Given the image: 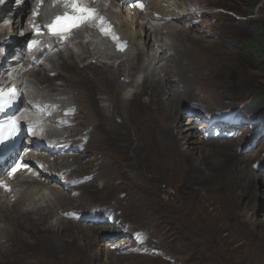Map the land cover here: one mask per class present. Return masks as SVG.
<instances>
[{"label": "rangeland", "instance_id": "obj_1", "mask_svg": "<svg viewBox=\"0 0 264 264\" xmlns=\"http://www.w3.org/2000/svg\"><path fill=\"white\" fill-rule=\"evenodd\" d=\"M203 3L206 14L201 17L202 22L195 24L196 27L193 30H190L187 25L184 28V30L191 31V35L196 39V41L192 40L194 44L185 43L187 40L183 39L182 35L179 38L181 39V44H179L181 48L191 50L190 54L186 55L180 50L177 55L174 51L171 52L175 55V60L180 61L179 66L182 67L181 72L177 71L178 66L176 62H173L172 70L168 71L171 73L169 78L173 84L171 89L179 93L177 94L178 98L172 102V108L177 105V108L175 107L176 115L173 116L170 112L173 117L169 119L168 114L159 110L160 106L156 104V112L160 115V120L164 119L166 123H171L176 131L178 130L176 126L181 121L179 115L182 114L183 124L192 125L197 137L202 141V143L196 141L195 144H185L188 140H184L185 145L182 146L181 158L174 160L172 164L164 160L169 154L161 149L164 153L161 155L162 158L157 160L158 164H153L155 167L146 160L137 157L136 146L139 137L137 131L143 126L139 129L133 127L143 125V122L136 121L134 110L148 98L149 95L146 91L140 87H134V90L137 89L138 99L131 106L135 109L130 108L129 105L126 107L122 102L117 105L115 113L111 114L105 111L110 102L113 106L116 105L120 97H123V93L131 88L132 83L128 84V81L134 80L137 83L145 77L150 83L154 79L151 77H154L152 74H154L155 63L151 65L152 62H150L153 58L147 63L150 64V67L146 64L141 69L142 71L136 70L135 77L133 75L131 79L119 75L115 79L105 80L104 83L100 79L99 72L97 74L82 71L81 63H78L76 67V64L69 63L67 58V60H57L61 66L68 63L69 65L66 69L61 68L60 72H54L57 73L56 76H50V72L41 69L40 77L38 76L41 81L38 80L39 78L35 80L33 77H30V81L34 93H38L42 98L55 94L53 97H63L62 101L65 105L76 106L79 110L76 118L77 131L91 133L92 137L88 138L90 141L88 148L78 157L81 159L80 163L88 164L85 168L80 164H74L69 171L77 172V175H74L76 177L92 174L96 178L98 176L97 162L89 164V159L93 154H98L102 163L106 159L103 164H107L106 170L99 179L103 180L102 184H107V186L111 181L110 187L116 188L109 189L106 186L101 188V192H95L94 196L90 192V186L79 189V191L81 190L80 195L75 197L77 202L66 203L64 208L61 207V211L75 209L77 212L85 213L106 206L113 209L117 218L123 219V223L130 226V233L141 230L151 236L152 248L160 252L143 255L142 258L153 263L236 264L235 259L224 260L222 254H225L226 246L221 245L218 241L224 240L227 234H232L233 239L237 237L240 239L239 244H246V247L237 250L236 254L242 258L249 256L247 254L248 245L253 244L255 248L253 264H258V262L262 264L264 239L259 238V235L264 234V229L259 225L264 222V166L259 168L261 165L259 159L264 157V126L256 135L258 123L255 126V123L246 122L242 129L237 128L239 134L235 140H205L204 138L210 132L200 133L201 129L198 126L200 123L196 125L189 123L186 111L192 108L193 110L187 113L194 112L199 116L231 114L253 118L255 122H264V105H259L256 101L260 95H264V66L256 64L242 44V37L252 36L256 25L262 27L264 33V0H193L191 6L199 4L201 6ZM228 8L246 14H235L229 12ZM188 9L191 7L189 6ZM222 10L228 12L223 13ZM190 22L187 23L192 25L193 21ZM241 22L247 23L248 26H242ZM17 34L19 33L17 32ZM158 48L156 44L154 51ZM175 51H177L176 48ZM160 53L157 55L161 56L164 61L159 64L155 73L159 78L167 79L168 77L165 76L167 69L163 71L161 66L170 57V53L167 54L168 56ZM152 55L155 56V52ZM187 57L189 60H186ZM145 60L148 58L144 57ZM58 73L60 74L58 75ZM191 75H196L197 78H192ZM44 76L47 79L43 81ZM83 80L86 81V84ZM186 80H188V84L185 83ZM64 81L69 82V86ZM179 81L181 83H178ZM145 88L148 89L149 85L146 84ZM41 92L42 95L39 94ZM142 105L144 104L142 103ZM203 123L206 121L201 120L202 128H206L207 125ZM254 137L256 143L253 144ZM228 145L230 150L224 155L219 154L217 148L215 149V147ZM147 152V158L154 154L152 145ZM73 162L74 158H71L69 161L61 160L59 163H63L68 169L69 164H73ZM117 162L123 165V168L116 164V174H118L114 177L109 166L115 165ZM255 163H259L257 169ZM111 175L114 177L112 180L110 179ZM96 185L99 186V184ZM92 187L96 188L94 185ZM139 194L147 200L142 201ZM130 195H133L136 200L131 201ZM6 216L4 215V217ZM238 218L245 222L241 223ZM20 220L21 218H18L19 223L17 220L15 221L17 223H14L13 229L15 228L25 236L24 242L21 247L18 246L16 232L8 233L5 239L6 248L3 251L9 255L4 253L0 255V264H11L15 259L14 264L28 263L32 258L38 259L42 256L47 257L49 264H54V256H58L55 251L44 247V241H39L26 228L28 225L33 226L32 219L24 217L22 221ZM53 222L56 224L55 220ZM236 222L241 223L239 228L234 227ZM255 223L259 227H255ZM18 224H23L22 226L28 232L20 230L17 227ZM76 225L78 226L60 229L58 237L62 239L61 242L65 241L64 246L68 245L67 248H73L74 237L82 239L83 236L90 234L93 247L89 241L76 242L81 249L86 248L95 253L93 259H87L88 264L142 263L138 262L140 258L137 257L138 255H134L135 253L121 256L114 252L115 256L109 250L108 244L102 240L105 237L102 235L107 232L106 227H91L85 222L76 223ZM210 230L219 231V238L212 236L209 233ZM255 235L258 238L254 239ZM130 240L127 238L125 242ZM194 241L200 244L202 249L209 253L208 255L212 256L211 261L206 258L203 259L204 261L200 260L202 251L194 244ZM120 244L122 243L116 245ZM246 263L245 259L240 264Z\"/></svg>", "mask_w": 264, "mask_h": 264}, {"label": "bare ground", "instance_id": "obj_2", "mask_svg": "<svg viewBox=\"0 0 264 264\" xmlns=\"http://www.w3.org/2000/svg\"><path fill=\"white\" fill-rule=\"evenodd\" d=\"M123 1H127V0H121L119 4H115L116 8H119L118 10H113V9L108 10V11H105V14L108 17H110L114 23L117 24V27H118L119 31L121 32L123 38L127 41L126 51H124V50L115 51L114 49L109 47V45L107 44L106 41H98L95 38H91L90 35L87 37H83L82 35H79L76 39L73 40L70 48L66 49L63 53H61L60 55H57L56 57L47 58L46 62L44 63V65L46 64V67H44L42 70H45L46 72H50V73L60 72V69L61 68L66 69L68 67L69 63L76 64V67L78 66L77 65L78 63H81L82 64V67H81L82 71H89L91 73H97V74L99 72V76H101L100 79L102 81H104V83H105V80L115 79L119 75H123V77L126 79H131V77L135 74L136 70L138 72H140V70L142 68H144L147 63H149L150 59L153 58L152 61H150V62H152L151 65H154V63H155V65H154L155 69H153L154 74H152L154 77H151L154 79H152V81L150 83H149V81L146 80L145 77L143 79H140L137 83L134 82V80H132L130 82L128 81L127 82L128 84L132 83L131 88L129 90H127L125 93H123V97L122 98L120 97V100L116 102V105L113 106V104L109 101L110 104L107 106V108H105V111L112 114V113H115V110L117 109V105H119L120 103L124 102L126 107H128V105L130 107L133 102H136L138 98L136 96V90L137 89L134 90L135 86H137L138 88L140 87L141 89L146 91L149 96H148V98H146L142 102L144 105H142V103H141L140 107L139 108L137 107L136 109H135V107L134 108L132 106L130 107L132 109H135L134 113H135L136 121L143 122V125H140V126L135 125L133 127L134 129H139V127L143 126L142 129H140L138 131L135 130L139 133L138 143L136 146L137 157L146 160L153 167H155L153 164L155 163L157 165L158 164L157 160H160L162 158L161 155L164 152H166L167 154H169V156L167 155V157L164 160H166L168 163L172 164L174 162V160L181 158V154L183 151V149H182L183 145L195 144L196 141L202 143V141L197 137L196 133L194 132V127L192 125L188 126L187 124H183V119H182L183 115L182 114L179 115V119H181V121L178 123L179 125L176 126V128H178V130H176V131H175V127H173L171 123H166L164 121V119L160 120L159 119L160 115L156 112V109H157L156 104H158L160 106V109L158 108L159 110H161L162 112H166L168 114L169 119H171V117L176 115L175 107L177 108V105H175V107L172 108V102L178 98L177 94H179V93H176L175 91H173V89H171V87H173V84L169 78V75L171 73H168V71H170V69L172 70V64H173V62H176L177 66H178L177 71L181 72L182 67L179 66L180 61L175 60V55L178 54L179 50L181 51V53H185L186 55H189L191 50H189V49L185 50V49L181 48V45H179V44H181V42H180L181 39H179V38L182 35V36H184L183 39L187 40V42H185V43H187L188 45L194 44L193 41H196V39L194 38L193 35H191L190 30H193L196 27V25L195 24L192 25L190 27V30H184V28L186 27L188 21L190 22V21H193L194 19H197L198 18L197 16L200 14H202V15L206 14V11L204 10V6H203L205 4L203 3V4H201V6L199 4V5H197V6L195 5L193 7V6H191V1H193V0H145V9L142 11H138V10L132 9L130 7L132 2L128 1L124 4H122ZM27 6L25 8H23L22 10H20L21 11L20 13H26ZM189 6L191 7V9H188ZM34 7H36V6H34ZM7 9L8 8L4 9L5 13L9 12V10H7ZM55 10H56V8H55V4H54L53 0H46V5L44 4V6L40 9V11L42 13H45V15H47L49 12L55 11ZM4 11L0 10V18L3 16ZM30 12H29V14H30ZM192 14L196 15V17H192ZM181 15H183V17H181ZM5 17H7V15ZM159 17H166V18L170 19L171 22L167 25L157 27L153 31L150 30L147 27L148 26V20H159L158 19ZM190 17H192L191 20H190ZM202 20L200 21V23L202 22ZM190 23H192V22H190ZM1 31H2V33L0 34V48H1L0 53H4L3 49L5 47H7L8 49H10V51L13 52L12 47L14 45H19L21 42V40H19V41H18V39L16 40L15 37L13 36V34L16 35V37H18V38L21 35H19L17 33L15 34L16 28L14 26H12L11 28L8 27V28L1 30ZM187 35H188V37H187ZM185 37H187V38H185ZM1 39H3V40H1ZM156 44L158 45L159 48H158V50L154 51V47ZM175 48L177 49V51H175ZM179 48H181V49H179ZM75 49H76V51H75ZM172 51L175 52V55L171 54ZM153 52H155V56L152 55ZM159 52H161L160 53L161 55L162 54H164V55L168 54L169 55V53H170V57H168L165 60V64L162 66L160 65L163 71H165V69H167L165 72V76L168 77L167 79L159 78L158 75L155 73L156 68L157 67L159 68V64L164 61V59L161 56L159 57L157 55ZM4 56H6V52H5ZM167 56H165V57H167ZM144 57H145V59L148 58V60L144 61ZM67 58H68L69 63L66 64L65 66L64 65L61 66V64L57 62V60L58 61L63 60V59L67 60ZM188 58L189 57H187L186 60H189ZM23 62H25L24 66H27L26 54H25V51L23 48H19L16 50V52H13V55L11 56V58L6 60V62H2L1 55H0V75L1 74L13 75L14 70L19 71L18 70L19 65L22 64ZM118 63H119V65H117ZM147 65H149L148 67H150V64H147ZM28 66H29V64H28ZM78 69H79V67H78ZM40 72H42L41 67L33 66L32 69L28 73H25V77L27 80H30V77H33L35 80H37L40 77V75H39ZM59 74L60 73H58V75ZM134 77H135V75H134ZM191 77L197 78L196 75H191ZM0 79L3 80L4 82H9V84H10L9 86H11V85L14 86L16 84L24 86L28 83L24 78L16 80L14 82V80H12V78L9 77L8 75H6L5 77L0 76ZM46 79H47V77L44 76L43 81ZM35 80H33V81L35 82ZM38 80L41 81V78H39ZM179 80H181V79H179ZM64 82L67 85L69 84V82H67V81H64ZM84 82L86 84V81H84ZM80 83H83V82L80 81ZM80 83H79V85H80ZM178 83H181V82L179 81ZM185 83L188 84L189 83L188 80H186ZM146 84L149 85L148 89L145 88ZM106 86L108 87V85H106ZM121 87H123V85H121ZM165 89H168V90L166 91ZM34 92L35 91L33 89H31V91H29L26 88V96H27L26 99H29V100L32 99L33 100L39 96L38 93L35 94ZM39 94L42 95L43 93L41 92ZM195 101H197V100H195ZM126 111H128V110H126ZM77 112L79 113L78 108H77ZM170 112L173 114V116H171ZM27 113H28V115L30 114L29 111H27ZM78 113H77V115H78ZM75 122H76V127L72 131L75 133V136H80V135L86 134L88 138L92 137L91 133L89 134V132L79 133L77 131V126H78L77 120ZM188 122L192 124L193 120L191 118H189ZM127 123H129V122H127ZM157 123H161V124L158 125ZM66 125H68V124H65V123L62 124L63 127ZM101 125H103V124H101ZM104 129H106V128H104ZM61 137L62 136H56L57 139H61ZM69 137H73V136H69ZM88 138H87L86 143L84 145L83 151H80L78 154H76L73 157L64 158V160H68V161L71 158H74L73 164H69L70 166L68 167V169H67V166H64L63 163H59L60 160H56L55 162H52L48 155H45V154L39 155V157L41 159H43L47 164L52 166L51 168L47 169L46 176H48L50 173H56L58 170H63L69 176H71L73 179H82V178H86V177H91V180L89 182H86V183L81 184V185H77V187L74 188L76 190V193H78L77 195H72L71 190L66 191L62 187L50 184L49 182H47L48 179L42 180L41 182H36V181L29 180L28 178L23 177V176H17L16 180L13 182V185L15 187V189L13 191V196L7 197V198H3L0 196V255H2L3 253L5 254V252L3 250L6 248L5 244L7 242L5 241V239L7 238L6 235L8 233H12L14 231L16 232V237L18 238V243H19L18 246L21 247L22 242H24L23 239L25 238V236L23 234L19 233L17 230H15V228L13 229V225H14V223H17L15 221L16 220L18 221V218L19 219L21 218L20 221H22V219L24 217H29L32 219V221L34 223L32 222L33 223L32 227H31V225H28L26 228L29 229V231H30L29 233L31 235H33L35 238L37 237L39 239V241H44L43 242L44 247L50 248L49 250L55 251L56 255H58V256H56V257L54 256V264H88L87 259L90 260V259L94 258L95 253L93 251L87 250L86 248L81 249L80 245H78L76 243V242L80 243L83 240L89 241L91 246L93 247L94 245H92L93 242L90 239L91 238L90 234H88L87 236H83L82 239L80 237H74L73 241H72L73 242V244H72L73 248H67V246H68V245H66L67 243L65 244L66 246H64L63 243H65V241L61 242L62 239L60 237H58V231L60 229H62L64 227L72 228L73 226H78V225H76V223H81V222H76L74 220L66 219V218L62 217V215H60V211L62 210V208H64V205L66 203L74 202V201L77 202V200H76L77 198H75V197L80 195L81 190L79 191V189H83L84 187L87 188V186H90V188L92 190V191L90 190V192L92 193V196H94L96 194L95 192H101L102 191L101 188H104L107 186V184H105V185L102 184L103 180L99 179L103 175V172L106 170L107 164H105V165L103 164L106 162L105 161L106 159L102 163L101 157L98 154L94 155L92 153L93 155L89 159L90 160L89 164L97 162L98 176L96 178H94L92 174L81 176V177H78V176L76 177L74 175H77V172L72 173L71 171H69L70 167L74 164H78V165L80 164L84 168L88 164V163H80L81 159L78 158L80 156V154L85 152L86 149L88 148V146L90 144V141L88 140ZM193 138L195 140H192ZM184 140H188V141H186L184 144L183 143ZM78 143H79V141L76 143V145ZM150 145H152L154 154L151 157L148 156L149 158H147V154H148L147 150L150 147ZM160 149L164 152H162ZM215 149L217 150V152L219 154L224 155L230 150V146L228 145L225 147H215ZM12 158H13V156L7 155L3 159H0V177H3L2 176V170H3L4 166H6ZM104 158H107V157H104ZM263 159H264L263 156L259 159L261 161V165L259 168L264 166V164H263L264 160ZM116 164H118L120 166V168H123V165H121L119 162L115 163V165L114 164L110 165L109 168H110V170H112V173H113L112 175L114 177H115V175L118 174V173L116 174V172H117ZM77 168H78V166H77ZM80 168H81V166H80ZM75 171H77V170H75ZM113 176L110 178L111 180H112V178H114ZM253 178H255V177L253 176ZM106 181H104V182H106ZM96 184H99V186ZM110 184H111V181H110ZM110 184H109V186H107L109 189H116V188H111L112 186L110 187ZM92 185H94L96 188L92 187ZM115 187H117V186H115ZM139 195L141 196L142 201L147 200L141 194H139ZM13 199H15L14 202L12 201ZM130 199H132L131 201L136 200V198L133 195H130ZM81 205H83V204H81ZM129 206H131V205H129ZM71 211H75V209H70L68 211L63 210L61 212L62 213H69ZM92 212L96 213L100 217H104L107 214L108 215L109 214L115 215V211L113 209L107 207V206L103 207L102 209H95V210L90 211L88 213H92ZM4 215H7V216L4 217ZM53 220L56 221V224L53 222ZM239 220L241 223L245 222L242 219H239ZM247 222H246V224H248ZM18 223H19V221H18ZM241 223L236 222L234 227L239 228L238 226H240L239 224H241ZM22 225L18 224L17 227L20 230H22L23 232H28V230ZM87 225H89L91 227H97V226H94L92 222L87 223ZM100 226L106 227L107 232L104 233L105 236L114 235L113 230H111L113 228V226L111 224H103ZM254 226L255 227L260 226V228L264 229V222H261V224L259 226L255 223ZM114 230H116V229L114 228ZM209 233L212 236H214L215 238L216 237L219 238V231L217 232V231L210 230ZM104 234L102 236H104ZM10 235H12V234H10ZM231 236H232V234L231 235L227 234L224 237V240H221V239L218 240L221 245L226 246V248L224 249L225 254H222L224 260L229 261L230 259H235V263L240 264L243 262V260L246 259V262H247L246 264H253V261H254L253 254H254V250H255L254 245L253 244L248 245L249 248H248L247 254L249 256H245L244 258H242L236 254V251L241 250L242 248L246 247V244H239L240 239L238 237L236 239H233ZM256 238H258V237L255 235L254 239H256ZM259 238L264 239V234H260ZM126 239L127 238L125 237V238L118 240L114 243H116V244L122 243L123 244ZM114 243H111V244L116 245ZM127 243H129V242H127ZM127 243L125 242L123 244V246L121 244L116 245V246H119L116 250H113L110 248V246H113V245H111L110 243H107V244H108L109 250L114 255H115L114 252H116V254H118V255L125 256V255H127V254L124 255L125 250L128 248ZM37 244H35V245H37ZM194 244L197 247H199L202 251V253L200 254V260H203L204 258H206V260H209V261L212 260V256L208 255L209 253L204 251L200 244L196 243L195 241H194ZM150 246H151V243H150ZM69 247H70V245H69ZM5 255H9V254H5ZM137 257L140 258L138 262H142L141 264H159V263H153L148 259H143L142 258L143 255H138ZM15 262H16V259L14 261H12L11 264H14ZM22 264H49V262H48L47 257L42 256V257H39L38 259L32 258L29 260L28 263H22ZM258 264H260V262H258ZM262 264H264V260L262 261Z\"/></svg>", "mask_w": 264, "mask_h": 264}, {"label": "trees", "instance_id": "obj_3", "mask_svg": "<svg viewBox=\"0 0 264 264\" xmlns=\"http://www.w3.org/2000/svg\"><path fill=\"white\" fill-rule=\"evenodd\" d=\"M229 8L227 10L235 14H246L242 11H237ZM241 24L242 26H248L245 22H241ZM242 44L246 52L252 56L255 63L264 66V33L262 27L256 25V29L253 32L252 36H243ZM256 101L257 104L264 105V95H260Z\"/></svg>", "mask_w": 264, "mask_h": 264}]
</instances>
